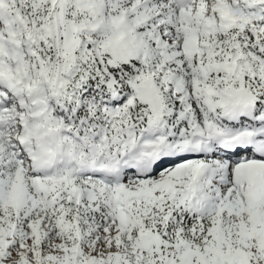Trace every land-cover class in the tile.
Listing matches in <instances>:
<instances>
[{
  "label": "snow or ice",
  "instance_id": "1",
  "mask_svg": "<svg viewBox=\"0 0 264 264\" xmlns=\"http://www.w3.org/2000/svg\"><path fill=\"white\" fill-rule=\"evenodd\" d=\"M0 264H264V0H0Z\"/></svg>",
  "mask_w": 264,
  "mask_h": 264
}]
</instances>
